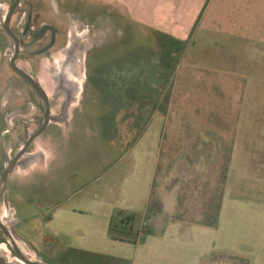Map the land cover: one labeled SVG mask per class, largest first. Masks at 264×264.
<instances>
[{"label":"rangeland","instance_id":"1","mask_svg":"<svg viewBox=\"0 0 264 264\" xmlns=\"http://www.w3.org/2000/svg\"><path fill=\"white\" fill-rule=\"evenodd\" d=\"M30 1L40 21L61 31L55 46L32 60L23 44L19 60L48 79L51 113L60 116L35 140H63L59 155L72 153L77 168L64 169L62 159L35 177L38 185H7L18 219L35 228L30 234L19 226L17 236L48 264H195L211 239L216 253L203 264H264V0H154L153 9L145 0ZM10 4L0 0V15ZM12 46L0 28V69ZM8 70L0 72V177L23 146L25 127L28 134L37 130L43 116L40 98ZM63 75L77 77L75 99L56 86ZM14 95L22 111L13 112ZM27 101L34 107L24 109ZM119 140L146 144L140 157L126 156L115 166L112 144ZM161 150L154 178L166 206L146 219L151 156L159 161ZM229 150L226 184L234 178L220 225L189 226L181 235L172 227L164 231V221L176 214L177 193L189 210L199 207L205 180L213 179ZM35 203L53 205L48 218ZM120 206L131 207L134 229L148 221L144 245L110 237L107 213L114 208L117 218ZM30 210L40 214L29 217ZM4 212L0 203V216ZM45 235L56 236L60 247L43 243ZM3 246L4 260L20 264ZM66 246L72 250L64 254Z\"/></svg>","mask_w":264,"mask_h":264},{"label":"flooded vegetation","instance_id":"2","mask_svg":"<svg viewBox=\"0 0 264 264\" xmlns=\"http://www.w3.org/2000/svg\"><path fill=\"white\" fill-rule=\"evenodd\" d=\"M23 5L25 8H23ZM23 9V10H22ZM60 14V13H59ZM43 16L40 13L38 14L37 12L34 11V5L30 0H11V4L5 9L3 15H0V28L2 32L5 34V36L10 39L13 43L12 49H6L5 53L8 54V63L7 66L5 64L3 65V68H6V70H12L14 72V75H18L20 78H17V76H13L17 81L18 84L20 83H26L27 86L29 87V91H34L35 94L40 98L42 102V108H43V116H42V121L35 131L29 132L27 130V126L25 127V134H26V139L24 141L23 146H21L19 149L24 147L27 143V140L29 137H31L33 134H35L40 127L42 126L43 120H44V115H45V101L42 97V95L38 92V90L21 74L19 73L15 67L25 71L26 73L32 75V77L37 81L38 85H40L43 89H45L48 94H51V89L48 87V84L46 81H44L43 77L42 79L40 78V81L38 80L37 76H35L31 69L29 68H23V66L20 65L19 60L21 58L22 52L24 49L29 48L28 56L30 57V60H32L33 57L38 56L39 54L46 53L49 50H51L55 44L58 42L59 35L61 33L60 27H57L53 23H50V21L47 22V20L40 21L39 17ZM16 18L18 21L17 26L13 25V21ZM55 17V14H54ZM58 18V16L56 17ZM24 20V21H23ZM40 21V22H38ZM38 22V23H37ZM44 41L41 46L38 48L36 47L37 43ZM23 44H25L26 48H23ZM2 47H0V50ZM8 51V52H7ZM2 53V51H1ZM3 55V54H2ZM14 66H13V64ZM8 70V72H9ZM12 77V76H11ZM20 82V83H19ZM32 93V92H31ZM15 94H18V91L15 92ZM16 95V96H17ZM14 95V97H16ZM13 97V98H14ZM20 96H18L19 98ZM33 97V96H32ZM32 100V99H31ZM27 106L24 107V109H30L34 107V102L33 101H27ZM48 106L50 108L49 104V98H48ZM51 110V109H50ZM15 111H22V109L16 105V109H14L13 112ZM11 116L8 115V119ZM7 119V120H8ZM34 121V120H32ZM51 122L48 123V125ZM10 125V124H9ZM47 125V126H48ZM46 126V128H47ZM46 128L37 136L32 138V141L30 142L29 147L26 149L24 156H23V161H21V166L26 167L29 163L28 159L24 158L28 154V152L32 149V145L36 137L40 136ZM2 133H4V130L2 129ZM18 149V150H19ZM18 152V151H17ZM16 152V153H17ZM15 153V154H16ZM14 154V155H15ZM13 155V157H14ZM12 157V158H13ZM11 158V159H12ZM9 158V160H11ZM8 160V159H7ZM7 164V161H6ZM6 166V165H5ZM20 166V165H19ZM5 169V167H4ZM4 172V170H3ZM3 174V173H2ZM1 174V177H2ZM0 177V180H1ZM10 183L12 187L18 186L16 181L10 180L8 178L5 186L3 189L0 190V203L3 204L5 212L3 216H0V239H2L0 242L3 243V247L13 256L14 260L17 261L20 264H48L45 262V260L37 253L36 250L31 248L27 243H25L22 239H20L17 236L16 233V228L19 226L25 227L30 234L35 231V228L33 229L31 225L33 224L32 221L27 220L23 222L21 219L19 220L17 217V211L14 208L12 204H10L9 200V194H8V189L7 185ZM35 209H41L44 211L43 213L45 214V218L50 215L51 207L53 205H43L40 203H35ZM49 212V213H48ZM29 217L30 215H38L40 214L39 212H33V210H30L28 212ZM16 215L17 219L14 217ZM47 222V221H45ZM43 243L50 244V245H55L57 247L59 246V241L56 236H47L45 235L42 238ZM1 243H0V248H1ZM3 249V248H1ZM4 250V249H3ZM72 249L69 247H64L62 248L61 252L64 254H67L71 251ZM0 264H9V262H6L3 258V256L0 254Z\"/></svg>","mask_w":264,"mask_h":264},{"label":"crops","instance_id":"3","mask_svg":"<svg viewBox=\"0 0 264 264\" xmlns=\"http://www.w3.org/2000/svg\"><path fill=\"white\" fill-rule=\"evenodd\" d=\"M145 1H149L150 2V6L153 9L151 3L154 0H145ZM159 17H164V15H162V14L160 15V13H159ZM1 70L3 71V66L0 69V72H1ZM96 75L99 77L100 80L108 78V77H106V75H105L104 78H100V74H96ZM111 79L112 78L110 76L109 80H111ZM38 80L40 81L39 78H38ZM66 80H67V78H66ZM98 87H100V86H98ZM104 95H105V97L109 96L108 93L104 94ZM108 98H110V97H108ZM91 99H89L88 101H90ZM13 101L15 102V105H17V103H19L21 100L18 99L17 97H14ZM49 127H50V124L47 126L45 131H48ZM51 132H52V138H53L54 132L53 131H51ZM107 141H112V140H107ZM0 143L2 144L3 140ZM67 144H68V142H67ZM145 144L146 143H144V140H119L118 143L117 142L113 143L112 144L113 145L112 146V150H114L115 153H116V157L115 158L113 157V164L115 166L116 165H120L122 163L123 159L126 156L131 157V158L140 157L141 156L140 155V149H142V147ZM124 145H126V149L125 150L122 149V146H124ZM61 148H64V141L63 140H34L33 145H32V149L28 152L26 157H24V158L28 159V161H29L28 165L26 167H23L21 165L18 166L17 167L18 170H17V168L14 170V172L10 176V180H12V182L16 181V183L18 184V188L19 187H22V188L23 187H27L28 185H33V184L34 185H38L39 182L35 181V177L37 175H41L42 173H45V174L50 173L51 170H52V163L63 159L59 155V152H61V150H60ZM67 148H68V146H66V149ZM67 151H65V152H67ZM2 154H3V152H2ZM39 154L41 156V159H39V156H38ZM66 156H64V159L62 161L63 164L65 163L64 169L77 168V165L75 163L76 160L74 161L75 158H74L73 154L72 153H68ZM107 158H108V156L106 155V157H104V160H107ZM157 164H158V155H156L155 153L152 152V156H151V169H152V171H151V174L153 176V179H154V174H155V170H156ZM75 165H76V167H75ZM0 166H1V163H0ZM229 170H230V163H229ZM27 175H30V176H28L27 179L24 178L25 180H23L22 177H24V176L27 177ZM228 176H230V172H229ZM254 177L258 178L257 176H254ZM150 178H151V176H150ZM233 178H230V180L226 184V187H225V190H224L223 199H222L221 210H222V208H223V206L225 204L226 196L228 198L227 199V203H229L230 190L228 188L231 187L230 185L233 184ZM153 179L150 181V184H149V187H148V192H147V194H148L147 196L148 197L146 198V203L144 205V210H143L144 216H143V218H145L146 204H147V201H148V198H149V194H150V190H151ZM158 192L160 194L159 190H158ZM177 195H178V193H177ZM161 202H162V211H163V208L165 209L166 205H165V201L162 199V196H161ZM176 206H177V204H176ZM262 208H264V206ZM86 209L88 210V208H86ZM126 209L129 210V211L125 212ZM114 210L115 209L112 208L107 213V216L109 218L108 226L110 224L111 218L115 215L113 213ZM119 211L121 212L122 215H128V214H132L133 213V211L131 210V207H128V206L127 207L120 206V210ZM221 214L222 213L220 211L217 227L220 225ZM174 216H175V214L170 217L171 221H169V220H167V222L164 221V224H165L164 225L165 226V230L164 231H166L169 227H172V228L175 229V231H177V232H175L177 235H181V233H183V232L187 231V229H189V226H192V227H196L197 226V223L188 222V220H186V219L178 220V219H175ZM144 221H145V219H143V222ZM173 221H175V222H173ZM146 223H147V226H148V221ZM198 225L204 226V225H201V224H198ZM206 227H208V226H206ZM107 229H108V227H107ZM152 235H153V233L151 234V236ZM149 236L150 235L143 236V238L141 240H138L135 243L127 242V241H123V240H117V239H113V240H114V242L122 243V244H128V245L129 244L130 245H142V244L144 245L147 242V238ZM160 238L163 239L164 236L161 235ZM195 241H197V240H195ZM210 242L212 243L211 246L208 245L207 247H205L206 251L204 253L200 251V253L197 255L198 258H197V260H195V264H203V259L205 261H211L210 258L212 257V254L216 253V251H215L216 249H214L215 246H214V242H213L212 239L210 240ZM66 247H68V246H66ZM199 249H201V248H199ZM73 250H75V248H73ZM225 254L230 255L228 253H225ZM221 255L224 256L223 253ZM210 264H212V262ZM246 264H250V261H248Z\"/></svg>","mask_w":264,"mask_h":264},{"label":"trees","instance_id":"4","mask_svg":"<svg viewBox=\"0 0 264 264\" xmlns=\"http://www.w3.org/2000/svg\"><path fill=\"white\" fill-rule=\"evenodd\" d=\"M231 150L228 154L217 163L218 172L214 175L213 179L205 180L203 189L201 191V204L197 208L189 210L185 206L182 193L177 195V211L174 216L175 219L183 220L188 219L190 222L201 224L208 227H216L218 225V219L220 209L222 206V199L226 186V178L228 173V164L230 162ZM164 158L163 151H160L159 161L156 166V175L162 169V160ZM171 159V158H170ZM172 161V160H171ZM170 160L167 163L169 167ZM189 188L188 186H184ZM162 202L157 192V181L153 179L149 198L146 204L145 217L146 219L152 215L161 213ZM118 217L113 216L108 226L109 235L113 239L123 240L127 242H137L141 240L143 236L150 234L149 227L144 226L141 228L142 236H140V229H134L133 220L134 214L122 215L118 213ZM120 216V217H119Z\"/></svg>","mask_w":264,"mask_h":264},{"label":"water","instance_id":"5","mask_svg":"<svg viewBox=\"0 0 264 264\" xmlns=\"http://www.w3.org/2000/svg\"><path fill=\"white\" fill-rule=\"evenodd\" d=\"M13 64V62H12ZM14 66V64H13ZM15 69L21 73L37 90L38 92L42 95L44 101H45V115H44V120H43V123H42V126L40 127V129L35 133L33 134L31 137L28 138L27 140V143L24 147H22L21 149L18 150V152L14 155V157L11 159V160H8L7 161V164L5 166V169H4V172L2 174V177H1V180H0V190L4 188L8 178H10V176L12 175V173L14 172V170L19 166L21 165V161H23V156H24V153L26 151V149L29 147L30 145V142L32 141V138H34L35 136H37L38 134H40L45 128L46 126L48 125L49 122L51 121H57L58 119H60V116H55L51 113V110L48 106V94L45 92V90L40 86L38 85L37 81L32 77V75L26 73L25 71L15 67ZM56 80V79H55ZM65 80H66V76L63 75L62 78H59L57 80V87H61V88H64V93L66 94L67 98L70 99V97L73 99H75L76 95H75V90L73 91V86H74V83H73V86L72 87H66V83H65ZM67 105L68 103L65 102V104L62 106V115L63 116H66L67 114L65 113L66 111H68V108H67Z\"/></svg>","mask_w":264,"mask_h":264},{"label":"bare ground","instance_id":"6","mask_svg":"<svg viewBox=\"0 0 264 264\" xmlns=\"http://www.w3.org/2000/svg\"><path fill=\"white\" fill-rule=\"evenodd\" d=\"M80 50H82V49H80ZM83 51V50H82ZM81 51V53H79L80 54V56H82L83 55V52ZM67 78V80H65V83H66V85L67 86H70V87H72L73 86V83L75 84V85H77L78 84V79H77V77L75 76V75H70V76H67L66 77ZM42 79V78H41ZM44 79V81H46V83L48 84V87L51 89V86H50V83L48 82V79H46L45 77L43 78ZM73 82V83H72ZM79 89V88H78ZM77 89V90H78ZM76 94H77V92H76ZM75 94V95H76ZM76 97V96H75Z\"/></svg>","mask_w":264,"mask_h":264},{"label":"built area","instance_id":"7","mask_svg":"<svg viewBox=\"0 0 264 264\" xmlns=\"http://www.w3.org/2000/svg\"><path fill=\"white\" fill-rule=\"evenodd\" d=\"M146 224H147V223L144 221V222L142 223L141 228L144 227V226H146ZM141 228H140V232H139V233H140V236H142Z\"/></svg>","mask_w":264,"mask_h":264}]
</instances>
